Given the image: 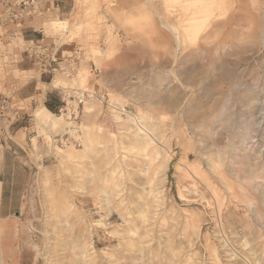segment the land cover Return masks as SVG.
I'll list each match as a JSON object with an SVG mask.
<instances>
[{"label":"rangeland","instance_id":"obj_1","mask_svg":"<svg viewBox=\"0 0 264 264\" xmlns=\"http://www.w3.org/2000/svg\"><path fill=\"white\" fill-rule=\"evenodd\" d=\"M62 1L45 2L61 9ZM49 16L45 36L69 60L43 80L53 79L74 108L83 86L92 94L79 106L78 138L67 143L56 141L68 130L51 137L40 125L39 107L15 114L13 100L11 112L0 113V264H264V138L243 146L240 156L251 159L226 156L218 172L206 155L214 147L197 128L201 105L212 111L215 84L229 78L223 99L259 100L264 130V0H76L71 15ZM175 34L185 49L174 59ZM22 46L0 41L4 62L14 60L9 68L0 61L1 89L5 76L13 92L30 76L13 57ZM210 62L202 84L190 81V65ZM25 67L40 74L31 61ZM1 89L11 101L12 91ZM121 104L126 112L118 114ZM139 111L155 135L147 149L115 118ZM83 124L95 149L67 159L69 146L83 148Z\"/></svg>","mask_w":264,"mask_h":264},{"label":"bare ground","instance_id":"obj_2","mask_svg":"<svg viewBox=\"0 0 264 264\" xmlns=\"http://www.w3.org/2000/svg\"><path fill=\"white\" fill-rule=\"evenodd\" d=\"M166 26L171 31H173V32L175 31L174 30L175 28L173 26H170V25H166ZM172 47H173V52L171 53V56L174 59L176 58V53L180 49H185L184 47H182L181 39L176 34H175V44ZM169 48H171V47H169ZM194 53H195L194 51H191L190 54L188 55L187 59L188 60L193 59ZM212 65H213V63L210 62L209 66L206 69L195 66V65H190L188 70H187L191 73L190 74L191 75L190 81L195 82V83L197 81H199V83L202 84V82L205 81V77H206V75H208L209 70L213 68ZM172 73L174 74L173 71H172ZM219 80H221L222 85H219V83H218L219 81L215 84V87L213 90V96H211L212 103L207 105L208 109H210V110L213 109V110L209 111V112L206 110H203V106L201 105L200 114H199L200 118L197 121V128L199 130H203V138L205 140H210L212 143V146L214 147V151H207L206 155L208 156L210 165L212 167H214L216 169V171L221 169V167L224 164V160H226V156H229L232 159L239 157L240 161H242L243 158L245 160L251 159L252 156L250 154H247L245 156H240L239 153L241 150H243L242 149L243 146L247 147L249 144H252L251 147L255 146L257 141H253V140L256 137L258 138V136H257L258 133H261L260 135L264 138V130H262V132H261V129H260L261 124H262V120H263L262 114H261L263 108L261 106H259L258 104L253 105V102H256L259 100H255V98H248L249 96H248V94L245 95L246 93L245 94L244 93L243 94H237L234 96L235 97L234 100L237 99L238 102L237 101H235V102H236V104H239V105L238 106H230L229 104L232 102V99L229 97V95H227L226 99H223V98H224V93L232 90V87L234 85V81L230 80L229 78L219 79ZM80 83H81L80 85L83 86L82 82H80ZM83 87H84L83 91H86L88 93V95L92 94L91 90H89L88 88H85V86H83ZM207 91H208V89H207ZM239 97H241V99ZM93 103L94 102H93L92 98L90 97L86 103V108L89 111L92 110V104ZM169 103H170V107H171V112H174L175 103H176L175 100L171 99ZM124 108L125 107L123 106V104H121L119 107L114 108V109L116 110L115 112L116 113L118 112V114H119V113L126 112ZM68 113H69V111L67 113H62L60 116H57V115H54L48 111L45 113V115H43L40 118L39 123H40V125H42L44 127V129L53 131L52 133H50L51 137L56 135V134L62 133V131L66 132L68 130L66 132L67 133L66 135H69L70 137H72V138L74 137L75 139H77L78 137L76 138V135L78 134L77 130H78L79 126L77 127V125L70 122L68 120V118H67V120L64 119V116L68 115ZM126 116H127L126 119H121L118 115H115V118L119 119L121 121L120 125L128 133V135H130L131 141L134 144L142 145L144 149L149 148L152 145V143L155 141V138H154L155 135L152 132L153 129L150 128V126L147 123L146 116L144 114H142L140 111L135 116H130V115H126ZM209 116H210V118L207 119ZM173 120H174V117H171L170 121L172 123H173ZM217 127H219V129L221 130L220 132L215 131ZM184 138L185 137L181 138V135H180L178 143L182 144L184 141ZM53 139H54V137H53ZM53 139L50 138V141L54 142L55 140H53ZM224 141H226L228 145H226L224 143ZM80 142H81L82 147H83L82 149L77 150L73 145H71L68 147V150L62 151L63 156L67 159L84 158V157H86L87 154L92 153L94 151V149H95L94 132L91 128H89L85 124L82 125V137H80ZM257 146L262 147V146H264V144L263 145H257ZM246 147H244V148H246ZM227 148H229V150ZM249 151H251V150L249 149ZM111 153H112V150H109L107 152V154L105 156V160H108L110 158ZM188 157H189V155H188ZM107 163H108V161H107ZM107 163H105L104 165H106ZM241 163H243V162H241ZM263 166H264V163H263ZM165 167H166L165 163H162L161 165H159L161 172L165 169ZM252 176H254V174ZM255 177H258V176H255ZM226 180L225 181L227 182V184H229L228 187L230 188V186L232 185V181L230 179H226ZM239 186H240V184H239ZM105 201L107 202V205H108L109 198H107ZM129 231L132 232L131 230H129ZM133 234H134V232H133ZM75 244H76V241H73L70 244V246L72 247ZM245 245H248V243L246 242ZM82 248H83V250L80 253L81 256L84 252H87L89 250L84 246ZM213 253L215 254L214 249H213ZM78 264H79V262H78ZM86 264H90V263H86ZM257 264H259V263L257 262Z\"/></svg>","mask_w":264,"mask_h":264},{"label":"built area","instance_id":"obj_3","mask_svg":"<svg viewBox=\"0 0 264 264\" xmlns=\"http://www.w3.org/2000/svg\"><path fill=\"white\" fill-rule=\"evenodd\" d=\"M59 12L60 5L55 2H45L42 0H0V30L1 37H6L10 40L14 38L21 39L20 30L23 21L27 17L42 15L44 13ZM8 39V40H9ZM10 42V41H9ZM22 53L25 57L38 68L40 74H53L57 68L60 70L59 64L62 62V55L58 56L59 46L49 42V38L45 36L42 31L39 32V37L30 41H22ZM72 70L70 69V72ZM88 93L86 91H79L75 94V104L73 105L64 102V106L59 110L61 114L63 111L67 113L68 120L76 125L78 123L80 111L79 106L83 105ZM103 98V96H102ZM9 100L2 98L1 109H7ZM67 118V117H66ZM73 140L69 135L63 138H58L56 143L62 144Z\"/></svg>","mask_w":264,"mask_h":264},{"label":"crops","instance_id":"obj_4","mask_svg":"<svg viewBox=\"0 0 264 264\" xmlns=\"http://www.w3.org/2000/svg\"><path fill=\"white\" fill-rule=\"evenodd\" d=\"M42 1H49V0H42ZM75 2L76 0H63L62 1V5H61V9L58 13H60L62 11V14L65 15H71V11L73 10L74 6H75ZM55 12H50V13H44L42 15H35V16H31V17H27L24 21L23 24L21 26V30H20V35H21V41H30L33 39H36L39 37V32L42 31V33L45 35L46 33V25L48 22V18H50L49 14H54ZM68 27V25L66 26ZM69 29V28H68ZM2 36V32L0 30V41L5 42V44L8 46L10 44H12L13 42H17L19 41V38H14V40H10L9 37H1ZM49 38V42L50 43H54L57 46H59V52H61L62 55V62L60 63L61 65L64 64V62H68L69 59L65 58L64 53H66V50H63L62 47L63 45H59L57 43V39L56 38H52V37H48ZM9 39V40H8ZM10 41V42H9ZM16 54L13 55V57L15 58V61H19L18 63H22L20 66V72L24 73H30L29 77L27 78V80L25 81V83L23 85H21L20 87L17 88V90H15L14 92L12 90V86H11V80L9 77H6L2 80V93H6L9 92L10 90L12 91V97H11V101H9V104H11V102L14 100L15 103V108L12 110L15 112H17V114H24L27 112V107L28 105L30 106V108H40L39 111H42V113L48 112L49 110L45 107V103L47 101H49L52 106H54V108L56 110H59L64 106V96L63 93L60 92L61 88H55L51 86V83L53 81V79L50 81V83H47L43 80L42 75L37 74L36 72H34V70L31 69V67H25L26 64H28V60L26 59L25 55L22 53L21 50H16ZM6 55H0V61L2 62V67H6L9 68L11 67V62H13L11 60V57L8 56V62H4V57ZM24 66V67H23ZM7 71L2 72L3 75H7ZM81 82V81H80ZM81 84V83H80ZM55 97L58 99L60 105L57 106L55 103H53L52 98ZM1 100H2V96L0 97V106H1ZM29 101V102H27ZM20 104H25L24 106H20ZM11 105L8 106L7 109H1L0 108V113H4V111L6 112H11ZM50 113H52L51 111H49ZM54 114V113H52ZM5 115V114H3Z\"/></svg>","mask_w":264,"mask_h":264},{"label":"trees","instance_id":"obj_5","mask_svg":"<svg viewBox=\"0 0 264 264\" xmlns=\"http://www.w3.org/2000/svg\"><path fill=\"white\" fill-rule=\"evenodd\" d=\"M52 101H53V103H55L57 106L60 105V103H59V101H58L57 98L53 97V98H52ZM45 107H46L49 111H51L52 113H54V114H57V113H58V110H56V109L54 108V106H52V104H51L49 101H47V102L45 103Z\"/></svg>","mask_w":264,"mask_h":264}]
</instances>
